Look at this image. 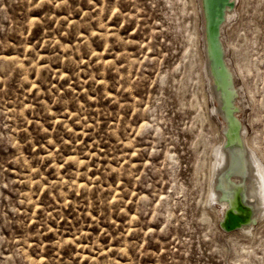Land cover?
I'll return each instance as SVG.
<instances>
[{"label": "rangeland", "instance_id": "1", "mask_svg": "<svg viewBox=\"0 0 264 264\" xmlns=\"http://www.w3.org/2000/svg\"><path fill=\"white\" fill-rule=\"evenodd\" d=\"M191 4L0 0V264H264V224L223 237L205 210L220 122L201 120ZM241 8L264 157V0Z\"/></svg>", "mask_w": 264, "mask_h": 264}, {"label": "bare ground", "instance_id": "2", "mask_svg": "<svg viewBox=\"0 0 264 264\" xmlns=\"http://www.w3.org/2000/svg\"><path fill=\"white\" fill-rule=\"evenodd\" d=\"M191 3L197 19L192 42L199 66L196 80L203 106L201 120L210 122L212 114L220 122L211 124L216 141L208 158L205 210L220 224L236 202L239 215L228 216L226 226L228 230L236 228L227 232L221 229L220 235L254 237L264 224V157L248 133L251 120L245 106L250 99L243 78L252 70L236 61V45L229 38L241 14V0Z\"/></svg>", "mask_w": 264, "mask_h": 264}, {"label": "water", "instance_id": "3", "mask_svg": "<svg viewBox=\"0 0 264 264\" xmlns=\"http://www.w3.org/2000/svg\"><path fill=\"white\" fill-rule=\"evenodd\" d=\"M232 207H233L232 209H229V210L226 211V216L227 217L230 216V215L231 216H234V217H237L239 215L238 206H237V203L236 202L233 203ZM227 217L224 216L223 219L221 220V223H220V228L223 231H225V232L234 230L236 228V227H233V228H231V230H228L226 228V226L229 224L227 222Z\"/></svg>", "mask_w": 264, "mask_h": 264}]
</instances>
